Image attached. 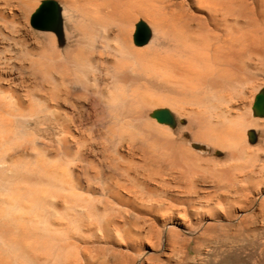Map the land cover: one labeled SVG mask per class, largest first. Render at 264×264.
<instances>
[{"label":"bare ground","instance_id":"bare-ground-1","mask_svg":"<svg viewBox=\"0 0 264 264\" xmlns=\"http://www.w3.org/2000/svg\"><path fill=\"white\" fill-rule=\"evenodd\" d=\"M259 215L264 0H0V264H157Z\"/></svg>","mask_w":264,"mask_h":264},{"label":"rangeland","instance_id":"rangeland-1","mask_svg":"<svg viewBox=\"0 0 264 264\" xmlns=\"http://www.w3.org/2000/svg\"><path fill=\"white\" fill-rule=\"evenodd\" d=\"M252 211H260L258 203ZM239 220L206 219L182 226V230L178 228L182 235L175 237L173 243L184 245L186 251L169 254L164 243L163 249L155 252L157 264L166 262L167 256H171V264H264V215L244 223ZM184 255L188 262L181 263Z\"/></svg>","mask_w":264,"mask_h":264},{"label":"water","instance_id":"water-1","mask_svg":"<svg viewBox=\"0 0 264 264\" xmlns=\"http://www.w3.org/2000/svg\"><path fill=\"white\" fill-rule=\"evenodd\" d=\"M53 11H54L53 3L51 1H46L42 4L40 9L38 10V12L35 16V19L37 20L40 17L47 16L48 14L52 16ZM49 19H50V17H49ZM50 21H51V19H50ZM137 38L140 41H144L146 39L145 32L142 28L139 29V31L137 33Z\"/></svg>","mask_w":264,"mask_h":264}]
</instances>
